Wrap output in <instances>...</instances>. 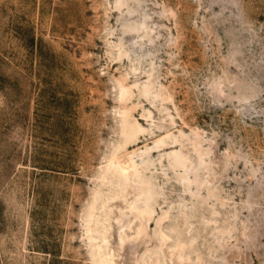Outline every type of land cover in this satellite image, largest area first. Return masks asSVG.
I'll list each match as a JSON object with an SVG mask.
<instances>
[{
    "label": "rangeland",
    "instance_id": "obj_1",
    "mask_svg": "<svg viewBox=\"0 0 264 264\" xmlns=\"http://www.w3.org/2000/svg\"><path fill=\"white\" fill-rule=\"evenodd\" d=\"M100 258L264 264V0H0V264Z\"/></svg>",
    "mask_w": 264,
    "mask_h": 264
},
{
    "label": "bare ground",
    "instance_id": "obj_2",
    "mask_svg": "<svg viewBox=\"0 0 264 264\" xmlns=\"http://www.w3.org/2000/svg\"><path fill=\"white\" fill-rule=\"evenodd\" d=\"M141 189H142V188L139 187V188H137V191H138V192H141ZM144 192H145V191H144ZM141 193H143V192H141ZM109 201H110L109 199L106 200V201L103 203L102 207H107V206H109V203H110ZM143 214H144V212H140V213H138V217L142 218ZM141 230H142V228H140L139 230H137L136 233L139 234V233L141 232ZM118 239H120L119 241L122 242V241L124 240V236H119ZM98 262H99V264H106V260L103 259V258H100ZM142 264H158V262H157L156 259L147 258V260H145Z\"/></svg>",
    "mask_w": 264,
    "mask_h": 264
}]
</instances>
